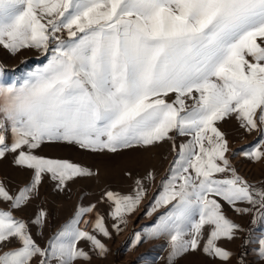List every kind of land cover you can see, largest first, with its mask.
Here are the masks:
<instances>
[{
	"label": "snow or ice",
	"instance_id": "6c2138e0",
	"mask_svg": "<svg viewBox=\"0 0 264 264\" xmlns=\"http://www.w3.org/2000/svg\"><path fill=\"white\" fill-rule=\"evenodd\" d=\"M0 46L12 54L35 49L46 58L22 79L0 80V158L18 152L14 163L34 172L15 196L0 184V200L10 202L9 210H0V245L13 238L20 244L0 253V264H30L37 256L39 264L88 260L77 247L82 240L101 256L107 252L78 226L94 205L78 207L45 248L14 217L12 210L35 194L42 174H50L58 188L92 175L33 150L44 142H66L115 153L171 140V133L190 139L179 146L162 181L152 211L167 210L147 236L169 237L172 264L198 249L207 226L204 253L229 260L231 253L216 242L233 239L240 228L219 201L237 213L249 211L237 203L264 210V189L232 168L228 141L216 122L235 114L241 127L252 131L259 125L264 137V0H0ZM262 145L264 138L241 154L264 159ZM105 195L114 204L110 216L119 233L145 189L137 180L134 195ZM259 215L264 218V211ZM44 217L41 211L33 223L42 226ZM93 228L110 238L102 217ZM139 242L137 234L133 246ZM260 244L264 256V239Z\"/></svg>",
	"mask_w": 264,
	"mask_h": 264
},
{
	"label": "rangeland",
	"instance_id": "374dc122",
	"mask_svg": "<svg viewBox=\"0 0 264 264\" xmlns=\"http://www.w3.org/2000/svg\"><path fill=\"white\" fill-rule=\"evenodd\" d=\"M38 53L35 49H22L19 53L12 54L0 46V80L11 83L13 80L22 79L27 72L42 65L46 58L37 55ZM169 99H174V96L170 95ZM216 126L228 141L230 151L226 156L232 168L250 185L264 189V159L253 161L241 154L264 138L260 134V126L258 125V129L247 131L241 127L235 114L216 122ZM170 135L173 139L154 146H137L115 153L107 150L92 151L66 142H44L33 150V154L51 160L68 161L90 170L92 175L75 177L66 182L64 187L58 188V181L53 180L50 174H42L35 194L19 209L12 210L14 217L23 220L34 241L41 248H45L61 227L74 217L78 207L87 208L94 205L93 211L85 214L78 226L95 235L105 245L107 252L101 256L88 241H79L77 247L85 251L89 259L77 260L74 264H169V237L162 235L150 239L147 230L154 227L158 218L167 210L166 207H160L152 211L155 197L163 190L162 181H166L171 174L170 167L177 159L179 146L190 139L175 133ZM6 140L11 143L10 131L6 133ZM173 144L176 146L175 151ZM24 150L28 151L27 148ZM260 150L264 151V145ZM16 155L18 152H8L0 158V184L12 196L29 185L34 175L32 169L14 163ZM149 173H152V177L146 179ZM137 180L142 182L145 195L135 212L126 216L127 223L121 225V231L117 233L112 227L116 221L110 216L114 204L108 201L105 194L113 192L121 196L134 195ZM219 202L226 217L240 228L233 239H221L216 242L218 247L231 253L229 260L224 261L204 253L203 245L210 231L206 226L198 249L175 258L172 264H264L260 244L264 239V218L259 215L260 211L264 210H260L258 205L237 203L236 207L249 209L247 213H237L232 206L222 200ZM9 208L10 202L0 200V210ZM41 211L45 213V217L43 225L39 226L33 221ZM97 216L103 218L105 227L111 233L110 238L94 231L93 225ZM254 217L256 223H253ZM137 234L140 235L141 242L133 246ZM16 247H20V244L13 238L10 242L0 245V253ZM39 260L40 257H34L30 264H39Z\"/></svg>",
	"mask_w": 264,
	"mask_h": 264
},
{
	"label": "crops",
	"instance_id": "0c3cea01",
	"mask_svg": "<svg viewBox=\"0 0 264 264\" xmlns=\"http://www.w3.org/2000/svg\"><path fill=\"white\" fill-rule=\"evenodd\" d=\"M37 55H40V53H38ZM43 63H46V60H44ZM43 63H42V64H43ZM263 228H264V223H263Z\"/></svg>",
	"mask_w": 264,
	"mask_h": 264
}]
</instances>
